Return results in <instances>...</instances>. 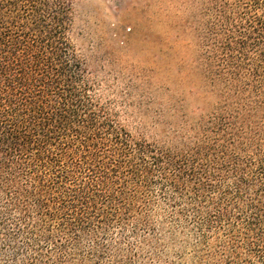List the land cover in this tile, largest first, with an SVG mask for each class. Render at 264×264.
Wrapping results in <instances>:
<instances>
[{"label":"trees","instance_id":"1","mask_svg":"<svg viewBox=\"0 0 264 264\" xmlns=\"http://www.w3.org/2000/svg\"><path fill=\"white\" fill-rule=\"evenodd\" d=\"M207 4L226 107L172 148L97 97L70 0H0V264H175L178 231L179 264H264V0Z\"/></svg>","mask_w":264,"mask_h":264},{"label":"rangeland","instance_id":"2","mask_svg":"<svg viewBox=\"0 0 264 264\" xmlns=\"http://www.w3.org/2000/svg\"><path fill=\"white\" fill-rule=\"evenodd\" d=\"M70 4L73 49L97 97L134 136L179 148L187 129L226 107L205 53L207 0ZM180 247L178 231L165 257L179 264Z\"/></svg>","mask_w":264,"mask_h":264}]
</instances>
